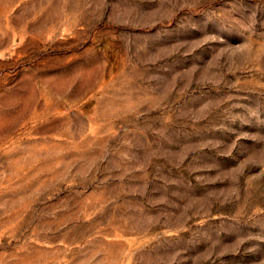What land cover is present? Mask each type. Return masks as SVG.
<instances>
[{
  "label": "rangeland",
  "instance_id": "rangeland-1",
  "mask_svg": "<svg viewBox=\"0 0 264 264\" xmlns=\"http://www.w3.org/2000/svg\"><path fill=\"white\" fill-rule=\"evenodd\" d=\"M0 264H264V0H0Z\"/></svg>",
  "mask_w": 264,
  "mask_h": 264
}]
</instances>
